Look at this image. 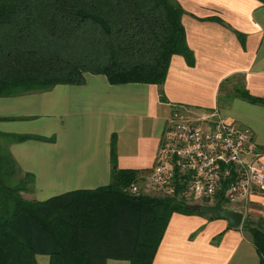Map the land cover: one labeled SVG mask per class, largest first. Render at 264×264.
I'll return each instance as SVG.
<instances>
[{
  "label": "crops",
  "instance_id": "1",
  "mask_svg": "<svg viewBox=\"0 0 264 264\" xmlns=\"http://www.w3.org/2000/svg\"><path fill=\"white\" fill-rule=\"evenodd\" d=\"M176 1L184 11L181 22L194 65L172 56L160 87L110 85L103 75L85 73L79 85L0 98V134L38 138L12 143L0 139V148L15 161L17 173L33 176L28 199L45 201L107 186L112 140L117 169L142 172L143 179L149 176L177 109L193 116H198L194 111L206 115L217 110L224 119L249 129L257 147L264 149V105L235 94L242 90L264 100V0ZM260 162L264 166V156ZM248 208L249 216L264 224V194L253 190ZM259 260L241 228L229 229L225 221L204 214H174L152 264H259ZM36 261L49 264V257L39 255Z\"/></svg>",
  "mask_w": 264,
  "mask_h": 264
},
{
  "label": "trees",
  "instance_id": "2",
  "mask_svg": "<svg viewBox=\"0 0 264 264\" xmlns=\"http://www.w3.org/2000/svg\"><path fill=\"white\" fill-rule=\"evenodd\" d=\"M183 14L176 0H0V98L79 85L85 73L103 75L110 85L160 87L172 56L194 65ZM235 94L264 105L245 91ZM111 165L107 186L36 201L26 197L31 174L9 183L16 163L0 148V264H37L39 255L49 264H152L172 215H200L178 192L133 194L145 178L117 169L114 140ZM249 222L241 229L264 264V224Z\"/></svg>",
  "mask_w": 264,
  "mask_h": 264
},
{
  "label": "built area",
  "instance_id": "3",
  "mask_svg": "<svg viewBox=\"0 0 264 264\" xmlns=\"http://www.w3.org/2000/svg\"><path fill=\"white\" fill-rule=\"evenodd\" d=\"M263 156L252 132L217 110L193 116L177 109L168 121L149 180L164 195L178 192L205 206L221 203L245 218L252 191L264 194Z\"/></svg>",
  "mask_w": 264,
  "mask_h": 264
},
{
  "label": "rangeland",
  "instance_id": "4",
  "mask_svg": "<svg viewBox=\"0 0 264 264\" xmlns=\"http://www.w3.org/2000/svg\"><path fill=\"white\" fill-rule=\"evenodd\" d=\"M195 115L200 116L202 114V112H195ZM2 144V142L0 141V145ZM2 146V145H1ZM12 181H10L9 183L12 184V182L15 184L17 181H19V179L21 178V176L17 173H14L13 177H12ZM141 186V188H140ZM132 193L136 194V195H149V196H161V192L158 190V188L155 187V185H153L150 180H149V176L145 177L144 180L140 181L139 183H136L134 188L132 189ZM47 199V198H44ZM185 201L188 203V205L193 206V207H197L200 206V201L197 200L196 198H193L192 196H186L184 197ZM250 213V209H247L245 219L250 221L249 223L253 226V227H259L262 225V220L259 218H255V217H250L249 216ZM243 221V222H244Z\"/></svg>",
  "mask_w": 264,
  "mask_h": 264
},
{
  "label": "water",
  "instance_id": "5",
  "mask_svg": "<svg viewBox=\"0 0 264 264\" xmlns=\"http://www.w3.org/2000/svg\"><path fill=\"white\" fill-rule=\"evenodd\" d=\"M200 214L210 216L215 220H222L227 223L229 229L238 230L244 221V216L241 212L225 208L221 203H216L213 206H199Z\"/></svg>",
  "mask_w": 264,
  "mask_h": 264
}]
</instances>
